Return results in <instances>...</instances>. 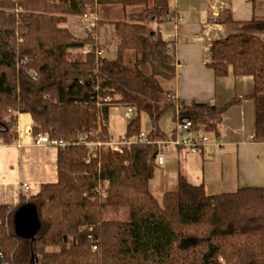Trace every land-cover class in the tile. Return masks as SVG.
Wrapping results in <instances>:
<instances>
[{"label":"trees","instance_id":"obj_1","mask_svg":"<svg viewBox=\"0 0 264 264\" xmlns=\"http://www.w3.org/2000/svg\"><path fill=\"white\" fill-rule=\"evenodd\" d=\"M168 1L0 0V141L10 145L17 137V117L5 116L28 113L34 136L48 133L67 144L58 148L57 183L17 205H0V264H264V187L210 195L179 175L177 188L159 202L150 189L155 144L137 141L121 151L102 146L88 162V149L79 143L85 134L111 141L109 110L116 105L136 108L125 141L141 135L142 116L151 125L149 141L167 139L159 123L170 110L178 112L179 122L192 121L193 131L203 123L218 136L224 112L248 99L254 103L253 141L264 144V20L222 18L227 36L211 45L207 64L216 79L230 70L252 77V93L222 107L186 105L173 101L160 82L174 78L173 45L149 27L171 16ZM113 4L145 9L115 23L119 43L110 61L97 55L104 22L97 20L85 39L64 24L67 17L95 15ZM86 46L91 50L85 58L70 60L72 50ZM154 51L162 71L146 74L142 67ZM126 52L134 53L133 62ZM195 113L208 120H197ZM94 116L98 131L86 125ZM27 203L36 206L41 223L30 240L18 237L13 224ZM123 210L124 220L109 216Z\"/></svg>","mask_w":264,"mask_h":264},{"label":"crops","instance_id":"obj_2","mask_svg":"<svg viewBox=\"0 0 264 264\" xmlns=\"http://www.w3.org/2000/svg\"><path fill=\"white\" fill-rule=\"evenodd\" d=\"M168 5L173 19L167 21L172 27L167 30L159 24L156 30L165 42L173 45L170 47L174 51L175 75L165 86L170 98L186 105L208 103L222 107L234 98L251 94L252 77H235L230 70L227 77L216 79L207 64L211 45L227 36L225 27L219 22L222 17L229 14L235 22L264 20V0H174V6L169 1ZM95 15L99 20L98 13ZM69 18L64 27L77 36L81 30L79 26H73ZM78 20L83 22L82 17ZM80 27L83 30V24ZM100 32L97 41L103 47ZM119 106L122 105L109 110L111 142L122 140L129 124L126 110H120ZM168 114L171 117L167 121L161 119L159 123L167 138L186 139L208 134L203 123L197 131H178V112L170 110ZM10 115L17 117V137L10 145L0 141V205H17L22 197L37 196L42 186L58 181V148L35 145V123L30 114L11 113L5 118ZM195 116L199 121L208 120L202 113H195ZM94 117L95 131H98L99 121ZM254 117V103L246 99L222 115L219 135L211 138L212 143L221 145L220 148L207 147L200 154H192L183 148L168 147L163 152L164 164L157 163L150 182L155 198L161 202L166 192L175 190L179 175L192 184L204 185L207 193L211 191L210 195L264 187V144L253 141ZM142 129L148 133L151 128L145 129L144 124ZM23 184L30 186L28 192L22 190Z\"/></svg>","mask_w":264,"mask_h":264},{"label":"rangeland","instance_id":"obj_3","mask_svg":"<svg viewBox=\"0 0 264 264\" xmlns=\"http://www.w3.org/2000/svg\"><path fill=\"white\" fill-rule=\"evenodd\" d=\"M169 2H170L171 6H174V0H169ZM151 5H152V0H150V6ZM144 9H145L144 6L130 7V8L124 9L121 5H117V4L104 5V6L99 7L97 10L98 17H99V20L104 22V25H105L102 27V31L101 32L99 31V32L101 33L100 38L102 39L101 40L102 46L104 48H106V50L103 47H100L99 42H98L99 49L97 51V55L99 54L100 51H103V54L101 57H105L106 51L108 50L107 54H106V56L108 58L107 57H105V58L107 60H110V61L115 60L116 58L113 59L112 57H114L113 54L115 52L117 53V46L119 43V38L115 34V23L121 22V21H129V15L130 14L144 11ZM96 17L97 16L95 15V18ZM224 17H226V15H224ZM224 17H222V18H224ZM78 18L75 16H70V18H69L70 22L71 23L73 22L72 23L73 26H79L78 28L81 30L79 34L76 33L77 36H75L73 33L72 34L78 39H85L87 37V33L85 32L84 28L82 30V28L80 27L82 24H83V27L85 26L84 20H83V22H81L80 20H78ZM96 20H98V19L96 18ZM161 24H162L161 27L162 28L166 27L167 30L172 27V24L169 23L168 21L161 23ZM157 25H159V23L152 22L149 24V27H150V29H152L155 32V31H157L156 30ZM79 37H83V38H79ZM98 38H99V34H98L97 40H98ZM86 47H87V49H85ZM86 47L83 49L72 50L70 53V60H76L78 58H85L87 52L91 50L90 46H86ZM84 50H85V53H83ZM134 56L135 55L133 52H126V60L127 61L133 62ZM116 57H117V55H116ZM159 63H160V59L158 58L157 54L154 51L150 63L143 66L142 70L146 74L159 73L162 71V66ZM160 82L162 84H164V86H167L166 84H168L163 79H160ZM118 108L124 112L126 110V107L124 108V106H119ZM169 117H171L170 114L165 115L162 119L167 121V118H169ZM160 123H161V121H160ZM141 124H142V128L144 127V124H145V129H148L149 127L151 128L149 120L146 116H142ZM86 125L88 127H90L91 130H95L97 128L95 119H92L90 121L86 120ZM207 135L210 139L215 137L214 132H208ZM170 147H173V146H170ZM174 148H176V147H174ZM208 194H212L211 191H209ZM217 194H223V193H217ZM110 213H108V214H110ZM109 216H112V217L115 216L116 218L124 220L127 216V211L123 210L119 216L115 215L114 213L110 214Z\"/></svg>","mask_w":264,"mask_h":264},{"label":"built area","instance_id":"obj_4","mask_svg":"<svg viewBox=\"0 0 264 264\" xmlns=\"http://www.w3.org/2000/svg\"><path fill=\"white\" fill-rule=\"evenodd\" d=\"M173 19L171 16L168 18V20ZM84 20V30L86 33H92V31L95 28L96 25V18L94 14H88L83 17ZM181 20V18L179 19ZM103 51L99 52V56H102ZM136 116V108L133 106H127L126 107V119L128 121H131ZM178 131L182 132H191L193 131V122L190 120L186 121H178ZM142 142V143H148V144H155L158 148V157H157V163L158 165L164 164V155L163 152L170 146L183 148L187 151H189L192 154H200L202 151L207 147H217L220 148L221 145L217 142L212 143L211 139L208 137L206 133L198 134L194 137H188L186 139H179L178 137H171L167 139H161L156 142H151L147 138V133L142 132L141 135H139L137 138H133L130 141L117 140L113 142L108 143H101L100 141H92L90 139V135H82L79 138V143L83 144L88 149V162L90 160L91 154L93 152L102 147L106 146L109 147L113 151H121V149L125 146H129L130 144L134 142ZM35 145L37 146H51V147H66V143L58 140L51 139L48 133L41 134L39 136H36L35 138ZM22 190L25 192H28L30 190V186L27 184L22 185ZM105 197V195H104Z\"/></svg>","mask_w":264,"mask_h":264},{"label":"water","instance_id":"obj_5","mask_svg":"<svg viewBox=\"0 0 264 264\" xmlns=\"http://www.w3.org/2000/svg\"><path fill=\"white\" fill-rule=\"evenodd\" d=\"M13 224L18 237L25 240L33 239L41 230L36 206L29 203L21 206L13 216Z\"/></svg>","mask_w":264,"mask_h":264}]
</instances>
